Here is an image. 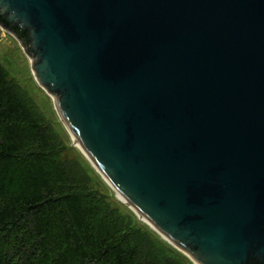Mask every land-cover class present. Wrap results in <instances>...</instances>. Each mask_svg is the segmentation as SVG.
<instances>
[{
    "label": "water",
    "instance_id": "water-1",
    "mask_svg": "<svg viewBox=\"0 0 264 264\" xmlns=\"http://www.w3.org/2000/svg\"><path fill=\"white\" fill-rule=\"evenodd\" d=\"M118 201L194 264H264V0H0Z\"/></svg>",
    "mask_w": 264,
    "mask_h": 264
},
{
    "label": "trees",
    "instance_id": "trees-1",
    "mask_svg": "<svg viewBox=\"0 0 264 264\" xmlns=\"http://www.w3.org/2000/svg\"><path fill=\"white\" fill-rule=\"evenodd\" d=\"M62 132L0 64V264H184L95 188Z\"/></svg>",
    "mask_w": 264,
    "mask_h": 264
},
{
    "label": "rangeland",
    "instance_id": "rangeland-1",
    "mask_svg": "<svg viewBox=\"0 0 264 264\" xmlns=\"http://www.w3.org/2000/svg\"><path fill=\"white\" fill-rule=\"evenodd\" d=\"M0 64L5 68L8 76L12 78L20 86V88H22L31 97L33 102L37 105L41 114L44 115L46 119H49L50 124L53 126V128L59 134H63L62 130L65 131V136L67 138L66 140H68L69 146H71L80 154L82 160L89 165L90 169H92L94 174L97 176L96 179L98 178V180H96L95 182V188L101 194L102 193L106 194L105 198L115 207L119 206L116 204V202L122 204L120 201L117 200L114 191L104 182V180L94 170V168L90 165V163L86 160V158L82 155V153L78 150V148L73 146L69 134L65 130L64 126L61 124L56 114L50 96L36 83L32 74L31 64L28 56L26 55V53L24 52V50L22 49L16 38L12 36L10 33L2 30L1 28H0ZM122 205L128 208L124 204ZM119 208L125 211L123 207H119ZM129 211L134 215V217H136V219L142 224V226L145 229H148L156 234V232L152 230L146 223L139 220L132 210L129 209ZM156 235L161 239V241L166 246H169L168 248L172 247L171 249L177 251L180 255L184 257L183 260L184 264H194L188 256H186L185 254L177 250L175 247L164 241V239H162L158 234Z\"/></svg>",
    "mask_w": 264,
    "mask_h": 264
}]
</instances>
